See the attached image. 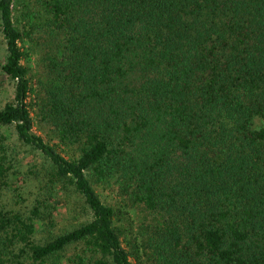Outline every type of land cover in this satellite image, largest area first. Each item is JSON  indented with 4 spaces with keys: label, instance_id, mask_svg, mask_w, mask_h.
I'll list each match as a JSON object with an SVG mask.
<instances>
[{
    "label": "trees",
    "instance_id": "trees-1",
    "mask_svg": "<svg viewBox=\"0 0 264 264\" xmlns=\"http://www.w3.org/2000/svg\"><path fill=\"white\" fill-rule=\"evenodd\" d=\"M15 1L0 0L13 84L0 108V264H133L145 248L156 264H264V0H32L33 31L14 25ZM33 32L46 79L35 114L52 143L33 131L32 49L20 46ZM9 129L46 163L23 210L5 202L22 201ZM110 180L148 219L131 241L96 192ZM56 188L78 199L69 228Z\"/></svg>",
    "mask_w": 264,
    "mask_h": 264
},
{
    "label": "rangeland",
    "instance_id": "rangeland-1",
    "mask_svg": "<svg viewBox=\"0 0 264 264\" xmlns=\"http://www.w3.org/2000/svg\"><path fill=\"white\" fill-rule=\"evenodd\" d=\"M32 0H16L13 5L12 19L14 25L19 29H27L24 24H31L32 31L33 25L38 23L39 15H33V6L30 4ZM36 35V36H35ZM37 34L33 32L30 36H23L20 46L22 49L31 53L28 60H24L23 64L27 66V76L30 79L32 86V94L29 96L31 104V116L33 117V131L39 134L49 143H52V133H50V125L44 124L39 120L38 114H35L37 104L41 97H44V84L46 79L41 75V65L39 63L40 57L38 53L42 51V45L36 46L34 42L37 41ZM41 41V37L39 38ZM32 44L34 47H32ZM5 51L4 43L0 35V65L3 63ZM13 94V84L8 77L2 73L0 69V108L4 103L9 102ZM6 140L5 144L8 149V157L10 163L13 165L12 169L8 171L9 176H15L14 181L19 185V192L22 196V201L17 205L11 201L5 200L11 206L24 209L27 207L32 198L37 195V188L43 184V174L45 169L43 164H46L43 157L33 151L28 150L26 147L20 145L11 130L5 132ZM70 147H62L61 153L68 157ZM124 188L119 182L115 183L113 180L95 186L96 192L100 199L106 204L112 205L114 208H121L119 212V223L124 225L128 231H126V240L131 241L130 233L136 232L138 227L140 230L141 225L148 223V219L143 220L144 212L139 208L132 205L131 201L127 197V193L120 190ZM53 199L57 201V210L55 211V220L57 225L63 228H69L71 225L82 220V216L78 210V199L71 192V189L59 190L56 188ZM7 205V204H6ZM123 206V207H122ZM144 227V226H142ZM127 250H130L127 243L124 245ZM72 252V248H68L64 255H68ZM153 254H150V249L145 248L144 252L140 254L139 259L131 256L133 264H156V258ZM154 258V259H153Z\"/></svg>",
    "mask_w": 264,
    "mask_h": 264
}]
</instances>
